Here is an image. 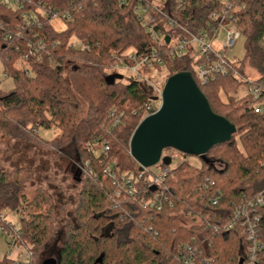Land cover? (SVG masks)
<instances>
[{"label": "trees", "instance_id": "trees-1", "mask_svg": "<svg viewBox=\"0 0 264 264\" xmlns=\"http://www.w3.org/2000/svg\"><path fill=\"white\" fill-rule=\"evenodd\" d=\"M25 1L28 9L43 5L44 10L70 15L63 23L49 22V18L25 25L22 11L0 6L3 34L17 26L23 33L13 36L11 46H0L9 47L13 54L3 69L14 84L9 92L0 89V134L60 150L73 148L76 161L86 171L81 203L59 250L58 264H240L247 250L243 228L215 234L212 227L229 221L237 205L264 191V114L254 112L250 96H239L243 86L248 90L247 84L231 72L205 85L198 82L213 112L233 123L236 134L213 148L199 166L182 161L161 187L151 188L142 180L135 197H118V187L104 171L111 167L121 174H139L129 142L154 100L133 78L124 83V77L119 80L118 74L109 71L128 63L130 52L158 50L163 65L156 69L169 78L192 72L198 63L196 55L188 52L172 58L170 46L156 44L142 26V6L161 0H127L125 4L120 0H29L31 5ZM177 1L165 0V11L194 32L205 25L215 3L187 0L177 12ZM229 1L244 7L235 17L246 41L245 59L234 63V69L262 82L264 0ZM167 34L174 38L178 32ZM39 42L41 49H37ZM30 51L34 54L30 57L32 76L16 62L20 54ZM111 112L118 115V124ZM52 128L60 133L48 142L40 130ZM105 146L109 149L102 152ZM218 164L223 168L218 169ZM26 178L23 168L0 170V215L6 209L18 214L20 240L34 254L46 244L51 214L43 208L52 201L45 192L28 201L22 190ZM257 211L262 215L264 240V207ZM1 264L10 262L6 259Z\"/></svg>", "mask_w": 264, "mask_h": 264}, {"label": "built area", "instance_id": "built-area-1", "mask_svg": "<svg viewBox=\"0 0 264 264\" xmlns=\"http://www.w3.org/2000/svg\"><path fill=\"white\" fill-rule=\"evenodd\" d=\"M126 1L127 0H120L121 4H125ZM186 1L187 0L177 1V12H180L183 9V5ZM25 3V0H0V6L14 11H22L24 13L22 17L25 25H35L38 24L40 20H49V18H51L49 22L53 23L55 21L63 23L65 20H70V15L68 13L58 14L56 12H51L50 10H44L46 6L43 5H33L35 9H28ZM28 4H30L29 0ZM243 8V6L237 5L233 1L215 0V3L209 10L205 25L201 26L195 32L172 19L165 11V7L163 6V8H160V6H157L155 2H152L150 6H142V11H139V19L146 32L150 34L151 39L159 46L166 42V37L170 38L169 44L166 43V45L170 46L169 54L172 58H182L188 52H193L196 55L195 59L198 63L193 66V71L191 73L193 74L197 84L199 82L201 85H205L209 81L214 80L216 77H225L231 72L235 78L247 84L248 90H246L245 95L250 96V98L254 101V112L256 114H264V81L255 82L243 77L234 69V62H231L227 58V53L232 51L236 43L243 37L242 31L236 24L235 17V14ZM222 27L225 30L224 41L217 45L216 41L218 32ZM168 31L178 32V35L172 38L169 34H167ZM15 34L16 37L22 36L23 33L20 26H17L15 29H10L8 32L3 34V25L0 23V46L1 44L6 46L10 45V42ZM4 41L7 43H4ZM37 46H39L37 49L43 48L41 42H39ZM77 46L82 49L85 48L81 45ZM29 47H31L30 43ZM18 51L19 50L16 52ZM12 55L13 54L9 52V47H0V66L2 67L4 79H11L7 76V73L4 72L3 68L5 62L12 61ZM33 55L32 51H30L25 54H20L16 58L17 65L24 69L28 76H32L33 74L30 71V65L32 63L30 62V57ZM126 58L129 62H123L121 65L132 72V78L136 83L142 85L147 88L149 92L153 93L151 97L154 102H160L163 88L141 71L143 69H146L147 71H157L156 67L163 65L162 57L159 51L153 50L151 52H142V54L134 51L128 53ZM0 81H2V79H0ZM155 111L154 104L149 103L146 107L144 118L151 115ZM110 117L114 118L116 124L119 123V117L116 112H111ZM108 149V146H105L102 152L108 151ZM88 150H91L90 145L88 146ZM165 151L163 152L162 158L169 157L172 164L173 159L171 153L166 154ZM114 163L118 164L117 161H114ZM171 164L169 166H165L162 165V162H160L154 167L139 171V174L137 175L121 174L111 167L106 168L104 173L110 180H112V183L118 187L116 196L119 197L124 195V197L133 198L137 193V184L142 182V180L148 181V185L151 188L161 187L170 173L180 163L175 167H172ZM82 168L84 169V167ZM84 172L86 173L85 169ZM159 196V193L156 194L155 199ZM212 203L213 205H216L217 200H214ZM151 204L154 206V203ZM145 207L146 203L144 205V208ZM259 207H264V191L260 192L252 200L237 205L234 208L233 216L229 221L222 225H213L212 227L215 234L230 232L237 226H241V228H243L244 236L247 241V250L245 256L241 258V260H243L242 264L264 263V240L260 235L262 215L257 211ZM158 210H161V205L158 206ZM0 220H4L3 215H0ZM206 223L207 225H210L209 222ZM0 231H3L5 234L10 236L12 247L21 245L20 232L15 226H0ZM30 259L31 253L28 252V255L26 256V264H28Z\"/></svg>", "mask_w": 264, "mask_h": 264}, {"label": "rangeland", "instance_id": "rangeland-1", "mask_svg": "<svg viewBox=\"0 0 264 264\" xmlns=\"http://www.w3.org/2000/svg\"><path fill=\"white\" fill-rule=\"evenodd\" d=\"M155 4L163 8L165 0L155 2ZM224 37L225 30L222 27L218 32L216 44L222 43ZM245 42V38L242 37L232 51L227 53V58L231 62L238 63L245 59ZM261 45L264 48V40ZM141 71L162 88L168 79L165 73H160L156 70L147 71L143 69ZM109 73L123 76L124 83H129L133 76L132 72L121 64L115 65ZM0 79H2L0 84L2 91L9 92L13 89L12 79H4L1 66ZM245 92V86H243L239 96L245 95ZM148 93L150 96L153 94L149 91ZM154 105L158 106L160 102L155 101ZM40 132L42 138L48 142L60 133L56 128H52L49 131L40 130ZM165 153H171L173 159L172 167L184 160L195 166L200 165V159L197 157L185 156L171 149L166 150ZM216 167L218 169L223 168L220 164L216 165ZM20 168L27 171V178L22 185L23 194L27 200L31 201L40 193L45 192L52 201L51 205L43 208L45 210L49 208L51 214V226L46 244L37 253L29 252L33 256L32 264H42L46 259H57L59 250L68 238L71 228L70 223L75 222V216L81 203V190L85 172L78 161H76L73 148L60 150L47 143H39L36 140L25 142V140L13 139L0 134V170L11 172ZM2 215L4 220H2L3 222L0 220V226L11 225L17 229L20 228V218L16 212L6 209ZM27 255V244L21 241V245L12 247L10 236L0 231V264L6 259L10 264H26Z\"/></svg>", "mask_w": 264, "mask_h": 264}, {"label": "water", "instance_id": "water-1", "mask_svg": "<svg viewBox=\"0 0 264 264\" xmlns=\"http://www.w3.org/2000/svg\"><path fill=\"white\" fill-rule=\"evenodd\" d=\"M169 42L166 37V43ZM117 78L121 80L123 76ZM236 132L233 123L213 112L193 74L178 72L166 80L159 108L136 127L129 152L140 171L160 162L169 166L171 159L162 158L168 149L207 161L206 155L229 142ZM42 264H58V260L49 258Z\"/></svg>", "mask_w": 264, "mask_h": 264}, {"label": "flooded vegetation", "instance_id": "flooded-vegetation-1", "mask_svg": "<svg viewBox=\"0 0 264 264\" xmlns=\"http://www.w3.org/2000/svg\"><path fill=\"white\" fill-rule=\"evenodd\" d=\"M56 259V258H55Z\"/></svg>", "mask_w": 264, "mask_h": 264}]
</instances>
